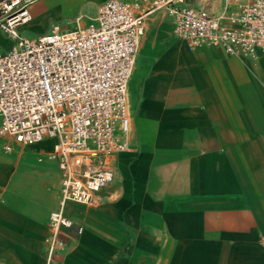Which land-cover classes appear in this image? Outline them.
Returning a JSON list of instances; mask_svg holds the SVG:
<instances>
[{
    "label": "crops",
    "instance_id": "0c3cea01",
    "mask_svg": "<svg viewBox=\"0 0 264 264\" xmlns=\"http://www.w3.org/2000/svg\"><path fill=\"white\" fill-rule=\"evenodd\" d=\"M104 1L37 0L18 31L87 25ZM174 28L165 10L147 15L128 85L131 147L101 156L116 177L98 200L67 203L75 225L57 264H264V56L191 47ZM16 43L0 30V51ZM56 141L0 138V264H46L61 171L40 157Z\"/></svg>",
    "mask_w": 264,
    "mask_h": 264
},
{
    "label": "built area",
    "instance_id": "2783aa9c",
    "mask_svg": "<svg viewBox=\"0 0 264 264\" xmlns=\"http://www.w3.org/2000/svg\"><path fill=\"white\" fill-rule=\"evenodd\" d=\"M37 0H0V30L17 43L0 51V138L33 144L57 139L41 156L61 171L59 207L49 217L46 264H57L75 225L68 202L91 203L116 169L101 156L129 150L132 114L128 85L146 32L147 15L165 10L191 47L218 46L232 55L264 56V0H233L216 14L186 0H106L87 25L59 24L35 38L18 27ZM144 4H147L146 6ZM2 148L12 149L5 142ZM82 232V226H78Z\"/></svg>",
    "mask_w": 264,
    "mask_h": 264
},
{
    "label": "rangeland",
    "instance_id": "374dc122",
    "mask_svg": "<svg viewBox=\"0 0 264 264\" xmlns=\"http://www.w3.org/2000/svg\"><path fill=\"white\" fill-rule=\"evenodd\" d=\"M105 2V1H104ZM103 3V2H102ZM23 33L26 34V35H32L33 34V31L30 30V29H23ZM2 51V50H1ZM109 163H106V165H108Z\"/></svg>",
    "mask_w": 264,
    "mask_h": 264
}]
</instances>
